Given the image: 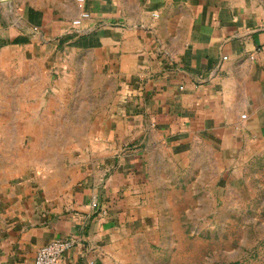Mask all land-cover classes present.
Masks as SVG:
<instances>
[{"label": "crops", "instance_id": "1", "mask_svg": "<svg viewBox=\"0 0 264 264\" xmlns=\"http://www.w3.org/2000/svg\"><path fill=\"white\" fill-rule=\"evenodd\" d=\"M0 43V264H145L155 159L264 143V0H0Z\"/></svg>", "mask_w": 264, "mask_h": 264}, {"label": "rangeland", "instance_id": "2", "mask_svg": "<svg viewBox=\"0 0 264 264\" xmlns=\"http://www.w3.org/2000/svg\"><path fill=\"white\" fill-rule=\"evenodd\" d=\"M153 170L156 228L145 264H264V143L231 164L165 155Z\"/></svg>", "mask_w": 264, "mask_h": 264}, {"label": "built area", "instance_id": "3", "mask_svg": "<svg viewBox=\"0 0 264 264\" xmlns=\"http://www.w3.org/2000/svg\"><path fill=\"white\" fill-rule=\"evenodd\" d=\"M82 1V0H78ZM88 14L81 12L79 15L71 21V28L75 32H81L80 24L83 19L87 18ZM15 23L18 21L15 19ZM91 207L93 209H99L98 201L92 200ZM74 245L72 239H57L52 240L49 243L40 246L30 264H58L63 254L68 251Z\"/></svg>", "mask_w": 264, "mask_h": 264}]
</instances>
